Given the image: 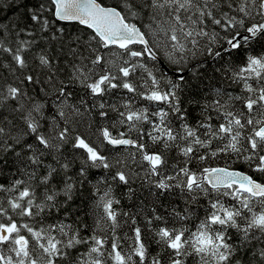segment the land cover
Listing matches in <instances>:
<instances>
[{
	"label": "snow or ice",
	"instance_id": "1",
	"mask_svg": "<svg viewBox=\"0 0 264 264\" xmlns=\"http://www.w3.org/2000/svg\"><path fill=\"white\" fill-rule=\"evenodd\" d=\"M0 264H264V0H0Z\"/></svg>",
	"mask_w": 264,
	"mask_h": 264
},
{
	"label": "trees",
	"instance_id": "2",
	"mask_svg": "<svg viewBox=\"0 0 264 264\" xmlns=\"http://www.w3.org/2000/svg\"><path fill=\"white\" fill-rule=\"evenodd\" d=\"M108 3H111V0H107Z\"/></svg>",
	"mask_w": 264,
	"mask_h": 264
}]
</instances>
